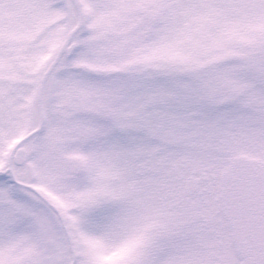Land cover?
<instances>
[{"label":"snow or ice","instance_id":"obj_1","mask_svg":"<svg viewBox=\"0 0 264 264\" xmlns=\"http://www.w3.org/2000/svg\"><path fill=\"white\" fill-rule=\"evenodd\" d=\"M0 264H264V0H0Z\"/></svg>","mask_w":264,"mask_h":264}]
</instances>
